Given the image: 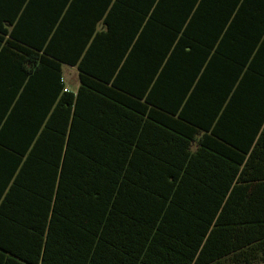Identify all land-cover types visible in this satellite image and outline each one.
I'll return each instance as SVG.
<instances>
[{
    "label": "trees",
    "instance_id": "16d2710c",
    "mask_svg": "<svg viewBox=\"0 0 264 264\" xmlns=\"http://www.w3.org/2000/svg\"><path fill=\"white\" fill-rule=\"evenodd\" d=\"M0 264H264V0H0Z\"/></svg>",
    "mask_w": 264,
    "mask_h": 264
},
{
    "label": "rangeland",
    "instance_id": "374dc122",
    "mask_svg": "<svg viewBox=\"0 0 264 264\" xmlns=\"http://www.w3.org/2000/svg\"><path fill=\"white\" fill-rule=\"evenodd\" d=\"M65 82L72 88L73 91L79 86V72L77 68L64 66L63 68Z\"/></svg>",
    "mask_w": 264,
    "mask_h": 264
},
{
    "label": "crops",
    "instance_id": "0c3cea01",
    "mask_svg": "<svg viewBox=\"0 0 264 264\" xmlns=\"http://www.w3.org/2000/svg\"><path fill=\"white\" fill-rule=\"evenodd\" d=\"M64 66H67V65H64ZM64 66H63V68H64ZM70 67V66H69ZM75 68V67H74ZM63 75H64V73H63ZM64 81H65V79H64ZM80 82V81H79ZM66 83V82H65ZM79 85H80V83H79ZM66 86H67V88L69 89V90H71V91H73L72 90V88L66 83ZM78 88H79V86H78ZM77 91V89L74 91V92H76Z\"/></svg>",
    "mask_w": 264,
    "mask_h": 264
}]
</instances>
